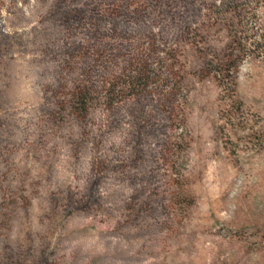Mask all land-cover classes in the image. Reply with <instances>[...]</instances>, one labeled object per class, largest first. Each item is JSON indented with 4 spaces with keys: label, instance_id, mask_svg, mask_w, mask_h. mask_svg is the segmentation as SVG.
Masks as SVG:
<instances>
[{
    "label": "rangeland",
    "instance_id": "1",
    "mask_svg": "<svg viewBox=\"0 0 264 264\" xmlns=\"http://www.w3.org/2000/svg\"><path fill=\"white\" fill-rule=\"evenodd\" d=\"M0 264H264V0H0Z\"/></svg>",
    "mask_w": 264,
    "mask_h": 264
}]
</instances>
